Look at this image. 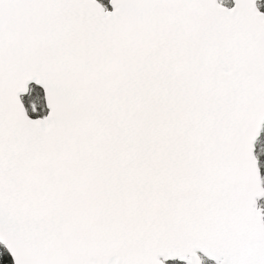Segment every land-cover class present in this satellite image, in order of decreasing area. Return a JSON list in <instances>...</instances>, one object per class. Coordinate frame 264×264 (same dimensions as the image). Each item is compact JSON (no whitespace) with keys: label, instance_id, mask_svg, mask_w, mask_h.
I'll use <instances>...</instances> for the list:
<instances>
[{"label":"snow or ice","instance_id":"obj_1","mask_svg":"<svg viewBox=\"0 0 264 264\" xmlns=\"http://www.w3.org/2000/svg\"><path fill=\"white\" fill-rule=\"evenodd\" d=\"M0 264H264V0H0Z\"/></svg>","mask_w":264,"mask_h":264}]
</instances>
